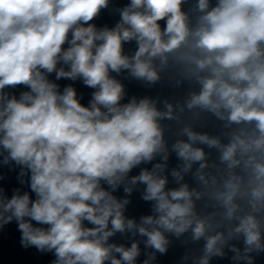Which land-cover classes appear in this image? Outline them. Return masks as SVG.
<instances>
[{
  "label": "clouds",
  "instance_id": "clouds-1",
  "mask_svg": "<svg viewBox=\"0 0 264 264\" xmlns=\"http://www.w3.org/2000/svg\"><path fill=\"white\" fill-rule=\"evenodd\" d=\"M182 3L131 0L115 28L97 30L88 22L108 0H0V146L8 153L4 163L12 160L30 170V188L36 195L32 200L27 192L17 191L11 199L0 194V226L15 219L25 248L54 250V264H135L137 243L125 248L108 244L109 237L137 229L147 237V246L164 253V232L179 235L192 228L193 239H206L200 264L224 254L218 246L225 242L223 235L206 236L211 225L196 218L192 196L199 194L187 185L166 192V179L155 172L142 170L132 177L131 184L146 185L143 199L154 201L158 214L142 217L139 226L123 215L127 199L117 200L101 186L103 181L114 191L135 166L165 151L158 118H171L172 106L162 113L147 98L121 105L123 86L109 75L110 70L128 69L135 78L155 82L157 58L162 65L171 56L194 66L201 90L191 95L189 109L201 107L237 124L254 121L259 133L234 135L229 144L220 145L185 128L192 143L218 147L229 168L240 163L238 152H264V0H218L211 10L209 0H198L202 15L193 29ZM160 20L166 21L163 31ZM133 39L138 49L129 58L123 55L122 42ZM66 42L69 47L64 49ZM61 62L67 71L57 69ZM53 72L56 79L80 78L95 89L90 105L80 103L72 86L60 92L47 78ZM202 72L207 75L200 76ZM17 85L29 91L19 99L9 98L4 89ZM192 143L173 145L186 162L184 171L205 159L204 151ZM252 171L251 196L264 203V162L255 163ZM239 190L233 176L217 196L229 220L237 210L233 201ZM125 192L131 188L125 187ZM238 219L234 232L244 236L245 252L264 250L258 220L253 215ZM85 220L93 227H84ZM32 221L48 227H34Z\"/></svg>",
  "mask_w": 264,
  "mask_h": 264
},
{
  "label": "water",
  "instance_id": "water-1",
  "mask_svg": "<svg viewBox=\"0 0 264 264\" xmlns=\"http://www.w3.org/2000/svg\"><path fill=\"white\" fill-rule=\"evenodd\" d=\"M131 3V0H108L106 7L102 8L98 15L88 24H92L97 30L104 28L112 29L121 21V12ZM218 0H209V9L215 7ZM198 0H183L181 10L187 15L189 28L197 26L198 18L202 13L198 10ZM158 23L161 30L166 27V21L160 20ZM84 26H88L85 24ZM71 39V32L69 33ZM99 43V42H98ZM66 42L62 48L67 49ZM138 43L135 39L122 42L123 55L129 58L135 55ZM153 66L158 73L159 79L155 82H148L131 75L130 70L122 69L119 73L109 71L111 78L119 82L124 89L121 105L129 103L133 98L139 102L141 99H149L154 102L155 107L160 112H167V105L172 106V117L158 118L159 126L162 130L165 151L157 153L149 162H141L135 166L127 178L114 191L109 185L101 181V186L110 191L111 194L120 201L127 199L124 205L123 215L126 219L133 220L136 225L141 224V218L146 216H157L154 212V201L143 199L146 185L137 182L131 184V178L139 176L142 170L155 172L158 176L166 179L165 191L178 190L181 186L187 185L190 192L199 194L192 196L193 210L196 218L205 220L211 225L206 231L207 235L221 233L224 243L218 245L223 251L222 256L213 255L209 258L208 264H264V250H253L245 252L244 236L236 234L234 228L238 225L240 217L253 215L261 225V243L264 244V203L255 202L251 196V190L255 186L253 166L255 163L264 162V152L252 151L243 156L238 152L236 159L240 161L238 165L229 168L227 162H222V155L218 147H209L206 143L196 141L192 143L184 129L188 128L192 132L207 135L215 138L220 145H227L234 135L244 137H255L259 133L255 128V122H241L239 124L229 122L226 118L221 119L213 112L201 107L189 109L187 103L193 93L199 94L201 85L198 82L194 66L177 63L170 56L166 64H161L160 60L154 59ZM68 70V66L62 62L57 64V69ZM200 76L207 75L206 72L199 73ZM50 82L58 85V90L63 92L67 86H72L77 93L80 103L87 107L93 98L95 89L86 86L82 79L70 78L56 79V73L47 74ZM29 91L24 85L6 87L4 92L10 98L15 96L19 99L21 93ZM103 111V109H102ZM227 113H225V117ZM178 141L192 143L194 148H200L205 153V159L193 162L191 167L184 171L185 161L178 157L173 145ZM8 153L0 146V194L11 199L19 192L20 195L28 193L30 199L35 200L36 195L30 188L31 173L25 166L18 165L15 161L9 160L4 163ZM167 157L165 159L164 157ZM251 158V162L247 163ZM204 163L205 167L200 168ZM162 165V169L155 168V165ZM178 172L179 176H174L173 172ZM23 173V175L21 174ZM203 176V180L200 178ZM237 177L240 190L234 197L237 210L233 219L226 218V209L217 196L224 191L225 181L231 177ZM125 187L131 188V192H125ZM255 204V207H254ZM34 227H44L32 221ZM86 228L93 227L88 221H83ZM194 226V225H193ZM154 227V226H146ZM111 228V224H109ZM168 241L166 251H159L147 246V237L140 235L137 229L125 230L123 233L116 232L108 239V244L130 248L132 243H137L139 255L135 264H200L205 252V237L199 240L193 239L192 228L176 235L172 232H164ZM22 233L19 230L18 222L12 219L7 224L0 226V264H54L57 259L55 251H41L35 246L25 248L21 244ZM113 255L119 259L118 253ZM105 264H110L106 261Z\"/></svg>",
  "mask_w": 264,
  "mask_h": 264
}]
</instances>
